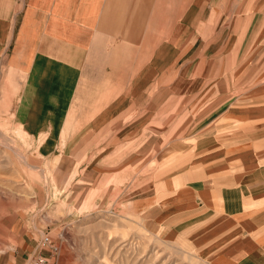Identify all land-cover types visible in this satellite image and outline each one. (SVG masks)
<instances>
[{
	"label": "crops",
	"instance_id": "1",
	"mask_svg": "<svg viewBox=\"0 0 264 264\" xmlns=\"http://www.w3.org/2000/svg\"><path fill=\"white\" fill-rule=\"evenodd\" d=\"M224 16L223 29L255 31V39L264 32V0H0V89L3 67L12 78L25 69L16 118L38 134L53 128L49 141L63 135L73 157L104 128L135 127L123 116L149 94H167L189 32L210 21L221 30ZM257 47L255 63L264 57V43ZM232 99L214 116L243 123L244 135L199 137L195 163L165 176L152 214L159 228L217 231L204 248L214 264H264V88L245 105ZM206 137L216 145L205 146Z\"/></svg>",
	"mask_w": 264,
	"mask_h": 264
},
{
	"label": "rangeland",
	"instance_id": "2",
	"mask_svg": "<svg viewBox=\"0 0 264 264\" xmlns=\"http://www.w3.org/2000/svg\"><path fill=\"white\" fill-rule=\"evenodd\" d=\"M227 20L221 30L210 21L189 32L188 56L176 64L167 94H149L140 111L123 116L135 127L104 128L73 157L65 156L63 135L49 141L53 128L38 134L16 118L26 70L12 78L2 68L8 77L0 89V264L40 257L49 264H214L204 248L217 231L199 237L198 225L156 227L151 204L164 198L166 175L195 163L199 137L244 135L243 123L217 120L213 109L227 108L234 95L245 105L264 88V57L254 62L264 32L258 39L255 31L232 32L223 29ZM149 97L158 107L151 114Z\"/></svg>",
	"mask_w": 264,
	"mask_h": 264
},
{
	"label": "built area",
	"instance_id": "3",
	"mask_svg": "<svg viewBox=\"0 0 264 264\" xmlns=\"http://www.w3.org/2000/svg\"><path fill=\"white\" fill-rule=\"evenodd\" d=\"M46 261L48 263V260L46 258L40 257L39 260L38 261H35L34 264H46Z\"/></svg>",
	"mask_w": 264,
	"mask_h": 264
}]
</instances>
